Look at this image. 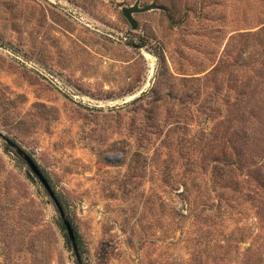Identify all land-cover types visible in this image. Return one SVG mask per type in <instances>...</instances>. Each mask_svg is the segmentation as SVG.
Wrapping results in <instances>:
<instances>
[{"label": "rangeland", "instance_id": "374dc122", "mask_svg": "<svg viewBox=\"0 0 264 264\" xmlns=\"http://www.w3.org/2000/svg\"><path fill=\"white\" fill-rule=\"evenodd\" d=\"M136 3L159 9L133 30ZM263 22L264 0H0V133L81 264H264ZM62 227L0 138V264H77Z\"/></svg>", "mask_w": 264, "mask_h": 264}, {"label": "water", "instance_id": "95a60500", "mask_svg": "<svg viewBox=\"0 0 264 264\" xmlns=\"http://www.w3.org/2000/svg\"><path fill=\"white\" fill-rule=\"evenodd\" d=\"M159 9L154 3L150 4L147 7H140L139 3H136L133 7L130 8H123L122 14L125 17V19L130 24L131 28L133 30L137 29V22L135 21L133 15L134 14H141L146 13L152 10ZM0 138L6 143V145L15 151L16 155L21 158L26 165L29 167V169L32 171V173L36 176V178L40 181L42 186L45 188L46 192L50 196L51 200L53 201L59 216L61 218L62 224L65 228L66 235L68 238V241L72 247V250L76 256L77 264H81V256L79 253L78 244L75 238V233L73 226L70 222V220L67 218L65 210L59 201L58 197L56 196L55 192L53 191L51 184L49 183L48 179L44 176V174L41 172L38 165L35 163V161L31 158L27 152H25L22 148H20L13 140L7 138L3 134L0 133Z\"/></svg>", "mask_w": 264, "mask_h": 264}, {"label": "trees", "instance_id": "16d2710c", "mask_svg": "<svg viewBox=\"0 0 264 264\" xmlns=\"http://www.w3.org/2000/svg\"><path fill=\"white\" fill-rule=\"evenodd\" d=\"M261 26L262 27L257 32H250L249 34H251L250 38H253V40H254V43L252 42L253 45L254 44L255 45H259L262 48H264V22L262 23ZM256 40H258V41L255 43ZM47 179H48L49 183L51 184L50 179L49 178H47ZM62 228L65 231L64 226ZM73 229H74L75 238H76V241H77V244H78V248L80 250L81 239H80V236L78 235V232H77V230H76V228L74 226H73ZM65 237H66V241H67L68 246H71L69 241H68V238H67L66 234H65Z\"/></svg>", "mask_w": 264, "mask_h": 264}, {"label": "built area", "instance_id": "2783aa9c", "mask_svg": "<svg viewBox=\"0 0 264 264\" xmlns=\"http://www.w3.org/2000/svg\"><path fill=\"white\" fill-rule=\"evenodd\" d=\"M57 81V80H56Z\"/></svg>", "mask_w": 264, "mask_h": 264}]
</instances>
